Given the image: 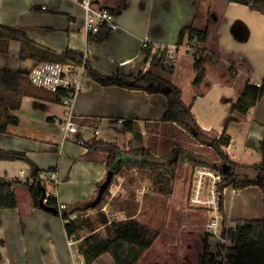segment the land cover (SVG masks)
I'll list each match as a JSON object with an SVG mask.
<instances>
[{
	"label": "crops",
	"instance_id": "0c3cea01",
	"mask_svg": "<svg viewBox=\"0 0 264 264\" xmlns=\"http://www.w3.org/2000/svg\"><path fill=\"white\" fill-rule=\"evenodd\" d=\"M197 1L94 0L96 6L114 13L115 26L108 39L100 44L90 42L83 30L85 9L79 0H0V23L24 27L33 41L58 53L66 49L83 51L88 54L92 67L106 75L117 72L138 75L147 71L150 65L143 50L145 39L153 46L171 45L177 43L179 32L185 26L193 24L200 29L208 28L207 40L200 43L206 53V77L201 87L197 90L193 85L196 77L194 57L187 49L175 59V71L168 78L182 89L183 100L191 106L203 133L213 138L226 131L231 138L225 147L230 158L239 164L257 163L261 161L259 148L264 139V95L246 115L237 114L236 104L248 80L264 84V12L237 1ZM201 1L202 9L198 7ZM187 40L185 38L184 42ZM20 50L19 40L4 43L0 48V68L29 72L37 60L21 58ZM87 77L76 98L75 114L84 125L92 118L99 121L100 131L96 136L83 129L64 139L61 123L66 116L65 106L55 94L43 89L36 96L22 97L20 108L13 111L20 123L10 125L6 133L0 134L1 148L26 151L45 170L43 177L48 193L54 192L61 204L92 198L108 172L107 155L89 152L77 137L89 142L95 139L116 142L124 149L133 137L131 133L120 132L126 120L139 123L144 145L158 156L162 149H168L170 153L178 144L210 156L204 148L211 146L195 138L192 143L196 149L191 144H184L189 142L187 130L176 123L162 121L167 109L165 93L105 86ZM4 95L0 90V101ZM232 117L237 119L232 120ZM24 118L31 123L28 131L15 128ZM103 121L117 130L116 137L121 135L125 139L123 146L118 140L101 136ZM45 123H53L54 128L46 130ZM41 126L45 130H40ZM50 167L56 168L57 179L48 177ZM29 171L25 161L0 160V176L19 177L25 181ZM179 172L178 168L174 191L169 196L168 216L174 214L172 206L179 208L181 202L184 203L175 197L176 182H186L190 174L189 171L181 175ZM245 172L248 176L256 175L251 168ZM16 192L18 207L0 210V252L4 256L0 264H76V258L83 260L77 251V241L73 246L70 243L62 217L34 207L25 186H18ZM223 204L234 222L264 219V192L258 185L241 189L228 186ZM108 209V205L105 206L106 212ZM184 215L192 222L199 221L189 213ZM171 228H175L173 223ZM194 233L186 237L184 245L189 246ZM198 233L201 236V232ZM174 235L177 234H169L166 239L168 254L177 243ZM113 263L112 255L104 253L93 264Z\"/></svg>",
	"mask_w": 264,
	"mask_h": 264
},
{
	"label": "trees",
	"instance_id": "16d2710c",
	"mask_svg": "<svg viewBox=\"0 0 264 264\" xmlns=\"http://www.w3.org/2000/svg\"><path fill=\"white\" fill-rule=\"evenodd\" d=\"M247 4L250 8L264 12V0H230ZM196 2H198L196 0ZM113 27L105 25L96 33L88 36L90 42L103 43L111 33ZM185 38L204 43L208 38V28L200 29L193 24L183 27L177 43L182 44ZM11 39L21 42V58L33 57L37 62L42 60L70 61L82 63L84 52L66 49L58 53L48 47L33 41L24 27L7 26L0 23V48ZM153 45L143 47L146 59L152 54ZM196 77L194 87L198 90L206 77L204 61L205 53L200 49L193 54ZM88 76L105 86H124L133 89H144L150 93L163 92L167 97V109L162 121L176 123L191 132L195 138L211 146L220 156L219 161H210L205 155L181 146L174 147L168 155L158 156L144 145V136L139 123L126 120L120 132L131 133L129 149L121 148L116 142L95 139L92 142L82 141L89 152H103L107 155V170L112 172L111 182L104 190L101 200L93 203L92 198L77 201L61 207L58 196L54 192L48 193L47 181L43 177L45 172L32 160L26 151L6 150L0 147V160H22L29 164V177L23 181L19 177L7 178L0 176V210L18 207L16 189L25 186L31 196L34 207L43 208L41 197L43 188L47 191V204L59 208L58 216L64 220L66 234L69 239L77 241V251L85 264H93L104 253H110L113 264H138L145 252L156 241L159 231L140 221L137 217L138 206H134L133 197L120 199L112 194V186L118 182L119 176L128 175L136 171L142 178L152 181L153 189L163 195L170 196L174 191V181L177 177L178 162L183 157L194 165H215L220 168L226 178L221 184L232 185L234 189H241L249 185H258L264 192V139L260 143L261 161L253 164H239L233 161L225 147L230 143V136L224 131L220 137H209L203 133L190 105L182 97V89L169 78L175 71L174 64L166 62V52L155 54L149 69L138 75L113 73L102 74L94 69L90 60L86 62ZM168 89V91H166ZM0 90L5 94L0 101V134L6 133L10 125H18L19 117L13 113L21 106V99L25 95L36 96L40 88L29 81V72L14 71L0 68ZM264 95V84L258 85L248 80L236 104L238 115H246ZM237 117H232V120ZM197 132V135L195 133ZM229 167L226 170L223 164ZM251 168L255 176H248L246 169ZM50 167L48 171H55ZM102 180L98 184V189ZM135 197L136 194L134 193ZM110 205L112 212L123 213L110 221L104 207ZM112 205L118 207L115 209ZM139 205V203H138ZM50 212V211H49ZM231 235L235 240L234 253L230 256V264H264V219H244L238 221L236 230ZM4 259L0 252V262ZM201 264H206L205 257H201Z\"/></svg>",
	"mask_w": 264,
	"mask_h": 264
},
{
	"label": "built area",
	"instance_id": "2783aa9c",
	"mask_svg": "<svg viewBox=\"0 0 264 264\" xmlns=\"http://www.w3.org/2000/svg\"><path fill=\"white\" fill-rule=\"evenodd\" d=\"M79 1L85 9L83 30L88 36L98 33L105 25L115 26L112 11L96 6L94 0ZM148 45V40L145 39L143 47ZM183 49H187L194 54L201 48L200 43H193L189 39L182 44L155 45L152 48V54L148 58V66L155 54L161 55L163 52H166V62L174 64L175 59ZM88 60L89 57L86 53H84L82 63L42 60L36 62L29 70L30 83L37 88L55 94L59 102L65 106L66 116L61 123L64 139L70 138L73 134L77 135L83 129H87L93 136H96L100 131L97 119L92 118L88 124L84 125L76 119L75 114L76 98L79 92L82 91L84 80L88 76L86 66ZM48 177L57 179V173L51 171ZM225 178L224 172L215 165L192 164L190 167V183L185 211H196L206 217L203 222H191V227L201 230L203 234L201 254L202 258L205 257L206 264H230V256L234 253L235 240L231 232L237 229L238 221H232V218L224 209V192L228 186L221 187V184ZM229 186L233 188L232 185ZM65 206V204H61V207ZM108 216L109 220L112 221L117 217H123L124 214L112 212L111 214L108 213ZM75 242V240H71L70 243L73 246ZM75 256L77 257V254ZM76 259V264H85L84 260Z\"/></svg>",
	"mask_w": 264,
	"mask_h": 264
},
{
	"label": "rangeland",
	"instance_id": "374dc122",
	"mask_svg": "<svg viewBox=\"0 0 264 264\" xmlns=\"http://www.w3.org/2000/svg\"><path fill=\"white\" fill-rule=\"evenodd\" d=\"M202 1L198 4V7L202 9ZM202 15V13H201ZM201 48V47H200ZM205 53V51H204ZM206 54V53H205ZM88 77H86L87 79ZM57 107V106H56ZM26 112V108H25ZM106 121H103L100 125L103 128L102 137L108 138L109 140H118L119 143L123 146L125 144V139L120 137H116L117 130L114 127L107 126ZM47 129H53V123L49 125V123H45L44 125ZM22 131H28L31 127V123L27 119H22V123L19 126H15V128H18ZM56 127V126H55ZM61 125L59 126V128ZM58 128V127H56ZM40 130H45L43 126L40 127ZM187 136L189 138V142L184 143L186 145H192L195 148V142L196 138L194 135H192L191 132L187 131ZM43 135V134H42ZM195 138V139H194ZM130 142V141H129ZM182 144V143H181ZM190 145V146H191ZM180 146V144H178ZM124 148L125 150L129 149V143L125 144ZM183 147V146H182ZM206 151H208L209 155L213 156L212 158L210 156H206L211 162L215 160H221L218 154L210 147L204 148ZM168 149H162L161 155H168ZM211 151V152H210ZM182 157H180L181 159ZM180 161V160H179ZM184 161V162H182ZM186 163V164H185ZM192 163L187 161L186 159L181 160V164L178 162V168L180 169V175L181 173L185 174V172L189 171L190 174V167ZM118 182L112 186V194L119 197L120 199H123L125 197L132 198L134 206H138V212L140 211L139 215L136 216L140 221L147 223L151 227H153L155 230L159 231V235L154 242V244L148 249L140 263L138 264H201V250H202V236L203 234L200 233L201 230L197 228L191 227V218L189 216H185L184 214L189 213L191 217H193L195 220L203 221L205 220V216L203 214L200 215L199 212L196 211H185V205H187V194L189 189V183L190 180L188 179L186 182H176V189H175V197L177 198L178 202H181L182 206H179V208L171 207L172 210H174V214L170 216L169 215V196L160 194L156 192L153 189L152 181L149 178H142L137 174L136 171L131 172L128 175L119 176ZM176 180V179H175ZM175 182V181H174ZM144 191V195L142 196V192ZM98 193V190L92 199V201L96 198ZM136 194L134 197L133 194ZM141 194V195H140ZM139 203V205H138ZM115 209H118L117 206L112 205ZM109 214L112 213V210L110 209V205H108ZM136 214V215H137ZM175 217V220H174ZM190 218V219H189ZM172 223L174 225V229H170V226L172 227ZM193 226V225H192ZM174 230V232L172 231ZM195 232L194 238H192V241L190 242L189 246L184 245V242L186 240V237L189 236L190 233ZM169 234H177L174 235L176 238V244L175 246L170 249V253L168 250H166V239ZM178 237V239H177ZM169 246V245H168ZM179 251L182 252V254L179 253Z\"/></svg>",
	"mask_w": 264,
	"mask_h": 264
},
{
	"label": "water",
	"instance_id": "95a60500",
	"mask_svg": "<svg viewBox=\"0 0 264 264\" xmlns=\"http://www.w3.org/2000/svg\"><path fill=\"white\" fill-rule=\"evenodd\" d=\"M168 91V89L166 90ZM195 135H197V132L195 133ZM223 168L224 170H226L227 168H229L226 163L223 164ZM111 178H112V172L108 171L106 178L104 179V181L100 184L99 189H98V193L96 198L93 200V203H97L101 200L104 190L107 188V186L109 185V183L111 182ZM46 196H47V191L46 188H43V195L40 199L41 201V205L43 206V208L47 211H50L53 214H58L59 213V208L48 205L47 204V200H46Z\"/></svg>",
	"mask_w": 264,
	"mask_h": 264
}]
</instances>
